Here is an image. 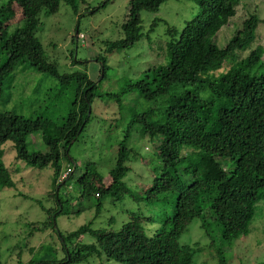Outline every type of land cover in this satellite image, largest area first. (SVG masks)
Returning a JSON list of instances; mask_svg holds the SVG:
<instances>
[{"label":"trees","instance_id":"obj_1","mask_svg":"<svg viewBox=\"0 0 264 264\" xmlns=\"http://www.w3.org/2000/svg\"><path fill=\"white\" fill-rule=\"evenodd\" d=\"M165 1L129 0L120 24L122 38L109 41L106 51L131 47L143 36L149 38L163 18H153L149 30L143 31L141 12L156 11ZM192 1L197 10L180 30L165 22L168 36L163 53L167 62L147 67L139 78L125 81L115 93L99 92V85L83 72L60 73L57 62L45 53L35 34L41 13L55 14L61 2L77 13L76 0H6L0 5V96L2 71H11L23 61L38 72L54 76L61 88L74 78L85 82L73 100L74 112L63 117L61 123L42 115L25 117L0 109V190L14 186L2 159V145L7 140L13 141L16 159L36 168H52V190L48 195L55 205L46 209V220L30 223L31 231L51 227L57 234L64 257L52 256L43 260L46 264H78L94 254L113 264H192L195 254L206 248L216 264H231L226 250L250 233L255 207L264 198V46L255 42L257 27L264 20L255 13L248 14L233 35L218 44L217 34L235 16L240 0ZM18 12L21 27L15 25ZM97 60L101 61L104 78L105 57ZM104 94L117 102L126 94H137L149 105L125 111L124 139L107 171L110 182L106 187L99 188L94 181L102 180L97 162H83V172L75 180L78 197H96L98 215L104 194L121 199L129 192L123 178L130 170L127 161L132 149L125 142L136 130L137 134L158 138L160 165L153 169L149 186L131 198L152 204L160 201L162 194L173 193L172 209L156 215H131L116 230L94 228L89 221L75 230L61 232L55 219L57 213H65L69 198L65 193V198L60 197L59 191L72 173L70 169L62 177L68 167L63 170L61 159L70 156L75 164L69 150L90 122L92 102ZM37 131H41L44 152L27 148L26 137ZM144 219L158 221L160 226L148 235ZM193 220H198L207 245L201 246L198 241L180 243L181 234ZM84 235L93 241L84 242L80 238ZM0 264H4L1 252ZM19 264L39 263L30 260Z\"/></svg>","mask_w":264,"mask_h":264},{"label":"rangeland","instance_id":"obj_2","mask_svg":"<svg viewBox=\"0 0 264 264\" xmlns=\"http://www.w3.org/2000/svg\"><path fill=\"white\" fill-rule=\"evenodd\" d=\"M5 1L0 0V5ZM128 2L129 0H76L77 13L61 2L55 14H40V24L35 34L45 53L57 62L60 73L83 72L99 85V92H118L125 81L139 78L147 67L167 62V56L163 53L164 40L168 36L165 24L180 30L197 10L196 3L192 0H167L156 11L143 10V31L149 30L153 18H163L157 21L153 31H150V37L143 36L131 47L107 52L106 45L109 41L122 38L120 24L128 11ZM86 7H89V10L86 11ZM94 7H97L95 11ZM250 13H255L264 20V0H240L235 16L230 19L229 24L219 30L216 37L218 44L226 42ZM16 21V26H23L20 12L16 14ZM234 22L235 26H232ZM74 29L80 32L76 33ZM12 30L10 29L9 33ZM256 31L259 33L255 42L264 46V23H261ZM72 35H75L73 41ZM100 57H105L107 66L104 78L101 61L97 60ZM2 72L0 109L10 110L25 117L42 115L57 123H61L69 112H74L76 104L73 100L85 83L84 79L74 78L67 86L61 88L54 76L38 72L27 61L17 64L11 71ZM148 105L149 103L137 94H126L121 97L120 102L107 97L106 94L94 99L91 104L90 122L69 150L70 155L75 158V164L70 156L61 159L63 170L68 166L72 170L67 185L62 186L59 191L60 197L69 198V203H65V213H57L55 219L56 228L61 232L75 230L89 221H92L94 228L116 230L128 221L131 215L149 216L162 214L165 210L171 211L175 199L173 193L162 194L161 200L152 204L140 198H131L138 197L149 186L153 169L160 165L157 155L158 138L137 134L136 130L130 133L125 142L132 149L127 161L130 170L123 178L129 192L124 193L121 199L104 194L98 215L94 206L96 197H78L80 192L75 180L83 172V162L87 159L97 162L102 180L100 183L95 179L94 181L99 188L106 187L110 182L107 171L113 165V156L124 139L123 130L127 116L125 111L130 107ZM26 141L29 151H46L41 131L30 133ZM2 149L3 162L14 180L13 187L0 190L2 262L19 264L34 260L39 264H46L43 260L51 259L52 256L61 259L64 253L60 249L56 232L51 227L44 231H31L30 228V223L46 220V209L55 205L53 197L48 195L52 190V168L47 166L40 169L28 165L24 160L16 159L12 140H7ZM144 220V231L148 235L160 226L158 221ZM250 227L248 235L235 240L233 246L226 250L231 264L264 263V198L255 207ZM80 238H83L84 242L93 241L89 235ZM179 241L182 244L198 241L201 246L208 243L199 228L198 220L189 224ZM112 262H107L102 255L94 254L78 264H113ZM192 264H216V260L206 248L195 254Z\"/></svg>","mask_w":264,"mask_h":264},{"label":"built area","instance_id":"obj_3","mask_svg":"<svg viewBox=\"0 0 264 264\" xmlns=\"http://www.w3.org/2000/svg\"><path fill=\"white\" fill-rule=\"evenodd\" d=\"M69 168L62 174V177H66L67 176V174H68V172H69Z\"/></svg>","mask_w":264,"mask_h":264},{"label":"clouds","instance_id":"obj_4","mask_svg":"<svg viewBox=\"0 0 264 264\" xmlns=\"http://www.w3.org/2000/svg\"><path fill=\"white\" fill-rule=\"evenodd\" d=\"M69 169H71L69 166H68ZM72 171V170H71Z\"/></svg>","mask_w":264,"mask_h":264}]
</instances>
